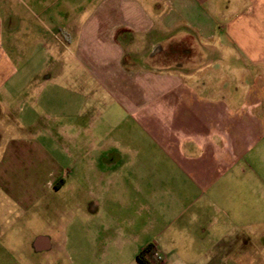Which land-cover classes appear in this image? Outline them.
<instances>
[{
	"label": "crops",
	"instance_id": "0c3cea01",
	"mask_svg": "<svg viewBox=\"0 0 264 264\" xmlns=\"http://www.w3.org/2000/svg\"><path fill=\"white\" fill-rule=\"evenodd\" d=\"M111 1L103 0V9L95 12L97 19L103 18V27L97 25L101 32L94 34L101 43L99 49L88 50L82 44L87 54L80 64L93 72L114 100L130 107L132 115L149 113L155 119L182 122L190 109L199 121L186 128L183 123L170 128L177 137L171 147L180 148L181 153L170 150L168 161L186 186L171 191L173 204L166 208V221L157 224L155 220L147 226L152 241L132 254L138 262L139 254L153 245L162 260L154 258L149 264H251L253 244L264 242V0H117V7ZM142 38L147 40L144 54L136 50ZM161 47L167 56L182 51L181 59H170L176 69H151ZM195 66L200 68L201 85L186 79ZM30 82V78L25 84L24 77H15L13 60L0 47L1 130L11 138L3 144L0 191L9 193V173L17 163L33 158L39 163L34 189L42 198L69 188L73 171L84 160L68 155L69 166L65 156L44 148L50 141L58 143L48 130L36 133L42 128L28 121L34 111L27 109ZM193 88L202 92V99ZM42 95L34 92V98ZM9 99L23 100L22 120L9 108ZM16 122L34 132L33 137L26 133L23 143L14 139L17 133L12 124ZM93 128L88 125L87 133ZM66 131L74 143L72 133ZM74 146L91 152L85 171L88 179L102 177L100 165L108 166L118 158L101 154L105 145L94 140ZM124 232L122 227L120 238L104 241L114 244L113 251L107 247L104 253L109 258L123 259L129 253L124 250Z\"/></svg>",
	"mask_w": 264,
	"mask_h": 264
},
{
	"label": "rangeland",
	"instance_id": "374dc122",
	"mask_svg": "<svg viewBox=\"0 0 264 264\" xmlns=\"http://www.w3.org/2000/svg\"><path fill=\"white\" fill-rule=\"evenodd\" d=\"M117 4V0L110 3L116 7ZM145 5L149 10L148 3ZM103 7V0H0V47L13 60L15 77H24L25 84L28 78L31 80L32 96L27 109L36 113L33 111L28 121L40 125L42 130L38 128L36 133L48 130L58 143L57 146L50 141L44 146L52 155L67 159L74 155L80 157L79 161L84 160L73 171L69 188L60 193L49 192L42 198L34 189L38 161L27 158L14 166L9 173L11 190L0 191V264H138L132 252L152 241L146 227L155 220L157 224L166 221V208L173 204L171 191L186 186L168 161L170 150L181 153L180 148L171 147L177 137L170 128L182 123L186 128L197 122L192 110L188 109L182 122L178 118L166 122L149 113L132 115L130 107L114 100L93 72L80 64L87 54L82 44L88 50L99 49L101 43L94 34L101 32L97 25L103 27V18L97 19L95 12ZM146 41L142 38L140 48L136 49L142 54L147 51ZM163 48L151 69H176L170 59H181L182 51L167 56L168 51ZM199 71L195 66L187 76L190 84L201 85ZM193 89L197 98L202 99V92ZM34 92H43L42 98H34ZM7 101L22 120L23 100ZM49 110L56 119L48 114ZM2 122L0 168L5 153L3 144L11 139L1 130ZM91 124L94 128L88 134L86 129ZM12 128L19 143L24 142L26 133L33 137L34 132L25 131L20 123L12 124ZM66 130L72 133L74 143ZM12 131L9 130V137ZM92 140L105 145L101 154L118 158L110 160L108 166L100 165L102 177L88 179L85 171L91 152L88 147L74 145ZM122 227L124 250L129 253L123 259L109 258L104 253L114 244L104 241L120 238ZM131 237L136 239L130 243ZM42 241L44 246L39 249ZM253 246L254 259L250 263L264 264V242L257 241Z\"/></svg>",
	"mask_w": 264,
	"mask_h": 264
},
{
	"label": "trees",
	"instance_id": "16d2710c",
	"mask_svg": "<svg viewBox=\"0 0 264 264\" xmlns=\"http://www.w3.org/2000/svg\"><path fill=\"white\" fill-rule=\"evenodd\" d=\"M156 251L154 250L153 245H148L138 256V262L140 264H149L148 260L151 261L155 257ZM156 260V259H155ZM156 262H158L156 260ZM157 264V263H156Z\"/></svg>",
	"mask_w": 264,
	"mask_h": 264
},
{
	"label": "built area",
	"instance_id": "2783aa9c",
	"mask_svg": "<svg viewBox=\"0 0 264 264\" xmlns=\"http://www.w3.org/2000/svg\"><path fill=\"white\" fill-rule=\"evenodd\" d=\"M154 257H155V259H156L158 262H160V261L162 260V256H161L160 254H158V253H155Z\"/></svg>",
	"mask_w": 264,
	"mask_h": 264
}]
</instances>
